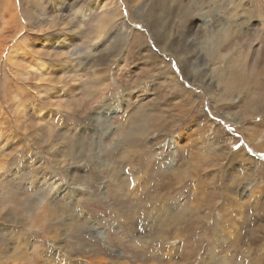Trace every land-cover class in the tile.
I'll return each instance as SVG.
<instances>
[{"label": "rangeland", "instance_id": "374dc122", "mask_svg": "<svg viewBox=\"0 0 264 264\" xmlns=\"http://www.w3.org/2000/svg\"><path fill=\"white\" fill-rule=\"evenodd\" d=\"M0 264H264V0H0Z\"/></svg>", "mask_w": 264, "mask_h": 264}, {"label": "bare ground", "instance_id": "6f19581e", "mask_svg": "<svg viewBox=\"0 0 264 264\" xmlns=\"http://www.w3.org/2000/svg\"><path fill=\"white\" fill-rule=\"evenodd\" d=\"M93 7L95 6V5H92ZM85 13V11L83 12V14ZM242 14V13H241ZM15 17H18V12L14 15ZM20 24V23H19ZM56 188V186L55 187H53V189H55ZM52 189V188H51ZM62 193H64V192H62ZM67 193L65 192V195H66ZM184 207V206H183ZM47 209H49L48 208V205H47V202H45V201H41L36 207H35V213L36 214H42V213H44ZM70 209H71V207H70ZM183 210V209H182ZM185 211H187V210H184V212H179L178 213V217H179V219L181 220L185 215H186V212ZM37 216V215H36ZM35 216V217H36ZM34 218V217H33ZM176 227H178V223H176V224H174Z\"/></svg>", "mask_w": 264, "mask_h": 264}, {"label": "snow or ice", "instance_id": "6c2138e0", "mask_svg": "<svg viewBox=\"0 0 264 264\" xmlns=\"http://www.w3.org/2000/svg\"><path fill=\"white\" fill-rule=\"evenodd\" d=\"M65 47L67 46V45H64Z\"/></svg>", "mask_w": 264, "mask_h": 264}]
</instances>
